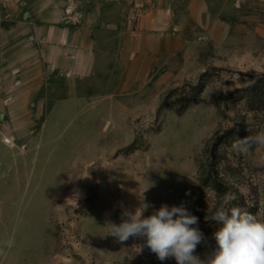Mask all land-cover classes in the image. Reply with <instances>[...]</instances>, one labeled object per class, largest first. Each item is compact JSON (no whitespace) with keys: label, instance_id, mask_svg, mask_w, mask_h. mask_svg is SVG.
Instances as JSON below:
<instances>
[{"label":"rangeland","instance_id":"374dc122","mask_svg":"<svg viewBox=\"0 0 264 264\" xmlns=\"http://www.w3.org/2000/svg\"><path fill=\"white\" fill-rule=\"evenodd\" d=\"M48 1L0 0V264H176L145 238L111 236L142 204L145 216L183 203L199 217L202 258L226 193L264 219V145L233 148L264 131V0H202L180 51L135 70L117 68L113 44L125 6L57 0L73 33L94 36L92 67L68 77L50 69L45 47L41 61L10 59Z\"/></svg>","mask_w":264,"mask_h":264},{"label":"crops","instance_id":"0c3cea01","mask_svg":"<svg viewBox=\"0 0 264 264\" xmlns=\"http://www.w3.org/2000/svg\"><path fill=\"white\" fill-rule=\"evenodd\" d=\"M111 1L113 10L121 6L126 7L123 15L115 12V16H120L119 20L123 17L124 27L120 24L112 26L113 44L118 45L119 52L117 68L125 70L163 68L164 60L174 56L182 48L186 36V22L200 20L204 13V9L200 7L202 0H187L186 5L182 2L180 8L179 0ZM65 4H58L57 0H49L48 9L42 10L39 6V12L35 10L32 18L35 22L29 28H25L24 33L11 43L13 45L28 40L29 45H22L16 49L10 54V59L32 52L30 60L33 59L32 62H35L36 58L41 61V48L45 47L48 52L47 57H43L44 61L52 71L61 70L65 77L73 76L78 70L92 67L90 61L94 59V48L90 47V42L94 38L93 30L91 35L90 32L85 33L82 30L73 33L69 22L73 17L71 15L64 17L62 12H58ZM106 5L109 4L103 0L98 7ZM50 6L53 8L51 9ZM105 14L98 12L95 16L96 21L103 19ZM179 14L182 17H179ZM79 37L84 39L79 41L77 39ZM28 93L31 94L32 91L29 90Z\"/></svg>","mask_w":264,"mask_h":264},{"label":"clouds","instance_id":"9594fccd","mask_svg":"<svg viewBox=\"0 0 264 264\" xmlns=\"http://www.w3.org/2000/svg\"><path fill=\"white\" fill-rule=\"evenodd\" d=\"M256 145H264V131L238 139L233 148L247 154ZM235 199L231 193L222 197L212 216L219 225L213 233L216 247L203 258L196 250L207 238L198 226L199 217L183 203L162 204L148 216L144 215L148 204L135 212L124 210L121 223L112 224L111 236L121 244L130 238H145L147 248L160 261L172 258L176 264H264V219L234 206Z\"/></svg>","mask_w":264,"mask_h":264}]
</instances>
